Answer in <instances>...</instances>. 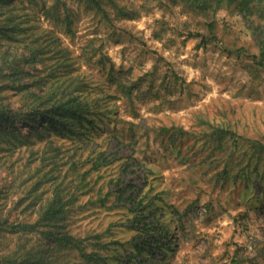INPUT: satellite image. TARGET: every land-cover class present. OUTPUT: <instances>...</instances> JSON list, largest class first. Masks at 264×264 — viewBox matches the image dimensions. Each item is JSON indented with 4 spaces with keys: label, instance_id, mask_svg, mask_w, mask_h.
<instances>
[{
    "label": "rangeland",
    "instance_id": "rangeland-1",
    "mask_svg": "<svg viewBox=\"0 0 264 264\" xmlns=\"http://www.w3.org/2000/svg\"><path fill=\"white\" fill-rule=\"evenodd\" d=\"M54 1L12 0L0 14L21 28L17 41L0 35L9 53L0 111L20 108L15 128L0 117V217L33 222L34 180L64 211L33 233L0 227V258L93 264L83 254L94 252L98 264H264V19L240 0L202 10L181 0ZM34 36L45 59L31 60ZM64 48L70 66L48 58ZM66 66L93 125L61 134L60 119L25 134L24 100L61 86ZM46 232L74 243L53 244Z\"/></svg>",
    "mask_w": 264,
    "mask_h": 264
},
{
    "label": "trees",
    "instance_id": "trees-1",
    "mask_svg": "<svg viewBox=\"0 0 264 264\" xmlns=\"http://www.w3.org/2000/svg\"><path fill=\"white\" fill-rule=\"evenodd\" d=\"M12 0H0V14H4V9L6 6L9 5V3ZM185 3H191L196 6L197 9H206L211 4V0H181ZM228 2H233L235 0H227ZM58 3V0L54 1V6H56ZM242 8L244 11H246L247 14L250 15H256L258 17H262L264 19V0H240ZM56 7H54L55 9ZM260 12V14H259ZM9 22L10 24H7ZM20 24L14 21L11 17H5L4 19L0 20V35L1 37H8L9 40L17 41V37H15V33L20 31ZM42 33H46L49 37L47 40L49 41H57L54 34L48 30H42ZM192 35V34H191ZM190 35V36H191ZM53 37V38H52ZM36 39V40H35ZM38 39L36 36L34 38H31L29 44L27 45V48L30 50L29 55L33 58H31L32 61L36 60L34 57L35 55H39L38 57H42L44 52L42 46L37 43ZM4 47L3 45H0V51L1 56L0 60L3 63H6L8 61L9 53L7 51H2L1 49ZM54 55H49V57H55L57 64L61 65H67L70 66L68 63L70 61L71 52L69 49H59L53 53ZM57 55V56H56ZM46 58V59H48ZM42 59H45V56L42 57ZM261 59L264 61V48H261ZM264 65V63H263ZM66 66L65 72V78L57 79L58 81H62L61 86L55 87L57 84H52V87L50 88V92L47 94H44V96H39L35 94L34 92L30 93L28 96V99H25L23 106L21 108H24V111L27 116L26 118L21 120L18 125H26V123H29L31 131H28L25 134H34L38 130H42L46 128V121H48L47 127L50 129H56L57 124L56 122H59L60 119H64V122L61 123L60 127V133H66V131L70 134L77 133L75 123L79 122L82 123L83 120H86L89 122V124L93 125L91 118L88 116V107L86 103H83L79 96L77 95V92L81 91V87L75 83V81H78V76H72L70 75V72H68V67ZM12 68H16L15 66H12ZM53 70V68L51 69ZM55 72H50L49 78L55 76ZM81 81V80H80ZM43 107V108H41ZM20 109V108H19ZM15 110L13 108H7L2 111H0V117L6 119L4 123L11 124L14 128L16 127L14 121L16 119V116L18 115V110ZM69 120H73L74 122L67 126V122ZM18 132L16 135H13V137L18 136ZM81 135H86L85 132H82ZM52 150V148H51ZM58 148H55L54 151H57ZM58 152L52 153V156L50 157V161H52L53 165L54 159L57 156ZM46 155V154H43ZM45 159V158H44ZM31 166V162L29 161L27 164H25V169L29 171ZM42 169V164L36 167L35 171L27 172V177L24 178L25 180L31 179L33 180L35 176L37 175V172ZM26 172L18 173L19 178L22 177ZM23 181V182H24ZM33 186L28 191L29 194L32 193V210L30 214L32 216H35L33 218V222H28V220H25V218L22 219H14L10 223H8L6 218L0 217V227H3V225L8 224V227L10 228L9 232L14 233H33L35 231H38L37 228L40 225H46L47 223H50L48 221H51L52 219H56L59 217L64 209L58 206V201L56 197L50 198L49 200L45 199L43 200V192L40 190V185L37 180L33 181ZM124 192H122V195ZM132 197V194L129 196V198ZM23 213V212H22ZM24 215V213H23ZM52 225V224H51ZM54 226H57V224H53ZM46 234L50 237H52L50 240L53 244L55 243H63L64 246L72 245L74 243V238L70 235H63L58 236L56 234H53L52 232H46ZM134 250L139 254L142 255L144 253V250L142 246L138 244H135ZM39 254H44L43 251H41ZM83 258L88 259L93 264H98V259L95 257L94 252L90 254H83ZM34 261H32V264H43L44 260L41 259L38 256H35ZM0 264H13L12 261L8 260L5 261L4 258H0Z\"/></svg>",
    "mask_w": 264,
    "mask_h": 264
}]
</instances>
